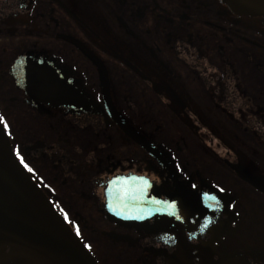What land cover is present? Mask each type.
<instances>
[{
  "label": "flooded vegetation",
  "instance_id": "obj_1",
  "mask_svg": "<svg viewBox=\"0 0 264 264\" xmlns=\"http://www.w3.org/2000/svg\"><path fill=\"white\" fill-rule=\"evenodd\" d=\"M0 119L4 215L60 221L97 264H264L262 18L0 0ZM13 240L0 264H66Z\"/></svg>",
  "mask_w": 264,
  "mask_h": 264
},
{
  "label": "water",
  "instance_id": "obj_2",
  "mask_svg": "<svg viewBox=\"0 0 264 264\" xmlns=\"http://www.w3.org/2000/svg\"><path fill=\"white\" fill-rule=\"evenodd\" d=\"M236 15L259 17L264 20V0H220ZM18 64V63H17ZM17 67V66H16ZM112 215L116 216L114 212ZM35 227L12 219L0 212V234L15 238L11 250L35 262L57 256L66 264H97L80 241L60 221L52 226ZM229 261L226 264H232Z\"/></svg>",
  "mask_w": 264,
  "mask_h": 264
},
{
  "label": "snow or ice",
  "instance_id": "obj_3",
  "mask_svg": "<svg viewBox=\"0 0 264 264\" xmlns=\"http://www.w3.org/2000/svg\"><path fill=\"white\" fill-rule=\"evenodd\" d=\"M4 122H3V120L2 119H0V124H3ZM4 127H5V130L7 129V125H4ZM25 167H27V165H25ZM29 171H31V169H29ZM85 247H88V245H85Z\"/></svg>",
  "mask_w": 264,
  "mask_h": 264
},
{
  "label": "rangeland",
  "instance_id": "obj_4",
  "mask_svg": "<svg viewBox=\"0 0 264 264\" xmlns=\"http://www.w3.org/2000/svg\"><path fill=\"white\" fill-rule=\"evenodd\" d=\"M113 258L111 257V260H112Z\"/></svg>",
  "mask_w": 264,
  "mask_h": 264
}]
</instances>
